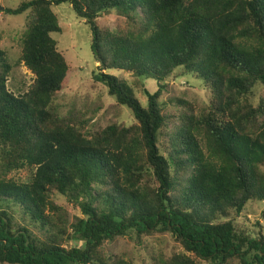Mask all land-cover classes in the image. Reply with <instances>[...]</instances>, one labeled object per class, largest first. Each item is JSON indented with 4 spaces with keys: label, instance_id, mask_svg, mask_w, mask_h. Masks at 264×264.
<instances>
[{
    "label": "trees",
    "instance_id": "trees-1",
    "mask_svg": "<svg viewBox=\"0 0 264 264\" xmlns=\"http://www.w3.org/2000/svg\"><path fill=\"white\" fill-rule=\"evenodd\" d=\"M70 4L92 32L104 84L135 118L132 126L90 128L80 112L53 102L71 68L53 34V8ZM22 61L36 75L16 96L0 49V264H133L107 243L168 234L183 249L154 264H264V235L230 219L264 202V0H32ZM117 12L119 31L99 19ZM1 38V37H0ZM178 70L204 81L210 103L161 101ZM152 79L147 105L127 81ZM174 112V111H172ZM31 172L27 181L15 174ZM73 204L71 215L53 197ZM82 245H75V243Z\"/></svg>",
    "mask_w": 264,
    "mask_h": 264
},
{
    "label": "rangeland",
    "instance_id": "rangeland-1",
    "mask_svg": "<svg viewBox=\"0 0 264 264\" xmlns=\"http://www.w3.org/2000/svg\"><path fill=\"white\" fill-rule=\"evenodd\" d=\"M28 1L32 0H0V49L6 52L12 65L7 88L16 96L27 94L36 81V75L22 61L23 39L30 13L10 16L5 13V9H16ZM53 10L62 28V32L53 34V37L58 43L59 51L64 54L72 69L64 89L53 102L55 109L63 117L69 116L72 112L82 113L83 119L90 123L89 129L93 130H100L112 124L132 126L136 121L133 113L127 107L118 105L116 99L110 96L108 88L95 79L101 67L95 59L92 32L85 20L76 15L70 4L55 6ZM99 24L102 28L115 32L124 27L125 18L117 12L104 14L99 19ZM106 73L125 80L134 87L137 97L144 106L148 102L146 91L153 93L158 90L157 82L152 79L141 80L132 73L123 71H106ZM166 84L168 87L164 90L161 101L166 104L167 111L171 114L183 108L177 102L178 99L205 106L212 98L211 91L205 86L204 81L183 70H178L174 78L168 80ZM259 94L261 96L264 93L259 91ZM30 175L31 172L23 170L14 177L25 182ZM53 198L69 211L71 223L74 221V215H80L73 204H68L66 198L59 195H54ZM230 219L239 230L250 233L253 237L264 235V202H252L243 213L233 212L227 220ZM142 240L143 243H138L130 238H119L107 243L106 253L123 255L133 264H154V260L161 255L169 258L183 251L168 234L143 237ZM75 245L82 243L77 242ZM231 264H241V262L234 261Z\"/></svg>",
    "mask_w": 264,
    "mask_h": 264
}]
</instances>
